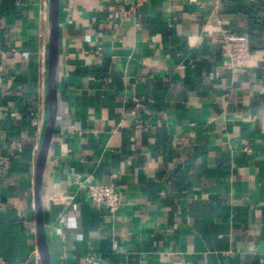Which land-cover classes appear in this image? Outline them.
Returning a JSON list of instances; mask_svg holds the SVG:
<instances>
[{"label":"crops","instance_id":"obj_1","mask_svg":"<svg viewBox=\"0 0 264 264\" xmlns=\"http://www.w3.org/2000/svg\"><path fill=\"white\" fill-rule=\"evenodd\" d=\"M128 2L59 0L57 114L42 176L52 264H264V0ZM44 15L45 0H0L5 264H40L32 183ZM226 35L249 37L245 70L225 68ZM80 181L111 182L120 209L94 208Z\"/></svg>","mask_w":264,"mask_h":264},{"label":"water","instance_id":"obj_2","mask_svg":"<svg viewBox=\"0 0 264 264\" xmlns=\"http://www.w3.org/2000/svg\"><path fill=\"white\" fill-rule=\"evenodd\" d=\"M46 14V73L45 122L33 166V215L35 243L40 264H52L49 254L43 217L42 176L46 164L57 114L59 83V0H45Z\"/></svg>","mask_w":264,"mask_h":264},{"label":"built area","instance_id":"obj_3","mask_svg":"<svg viewBox=\"0 0 264 264\" xmlns=\"http://www.w3.org/2000/svg\"><path fill=\"white\" fill-rule=\"evenodd\" d=\"M130 7L140 6L144 0H128ZM46 19V14L44 15ZM223 54L227 58L224 62L226 69L233 72L245 70L247 62L252 56L251 42L248 36L243 35H226L224 37ZM2 67L0 65V75ZM180 143V141H178ZM5 161L4 157H0V163ZM80 186H84L90 204L96 209H102L109 214L117 212L122 205V198L110 182L107 184L83 183L78 182ZM55 203H62L63 200L58 197H50ZM114 246V244H113ZM88 261H91L89 258ZM0 264H5L4 259L0 256Z\"/></svg>","mask_w":264,"mask_h":264},{"label":"trees","instance_id":"obj_4","mask_svg":"<svg viewBox=\"0 0 264 264\" xmlns=\"http://www.w3.org/2000/svg\"><path fill=\"white\" fill-rule=\"evenodd\" d=\"M262 6H264V4H262V2H261V7H262ZM261 7H260L259 11H264V10H262V9H264V8H261ZM241 11H242L243 13L249 14V15H251V16H253V17H256V15L258 14V13H257V9H254V7L241 8Z\"/></svg>","mask_w":264,"mask_h":264}]
</instances>
